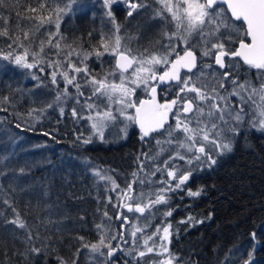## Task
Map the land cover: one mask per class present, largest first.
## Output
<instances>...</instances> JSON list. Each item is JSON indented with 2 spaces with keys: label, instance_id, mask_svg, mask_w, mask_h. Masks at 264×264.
Returning a JSON list of instances; mask_svg holds the SVG:
<instances>
[{
  "label": "snow or ice",
  "instance_id": "obj_1",
  "mask_svg": "<svg viewBox=\"0 0 264 264\" xmlns=\"http://www.w3.org/2000/svg\"><path fill=\"white\" fill-rule=\"evenodd\" d=\"M34 3L37 6L29 5L25 10L32 15L17 13L18 17L30 22L31 27L27 29L20 28L18 22L17 31L12 32L6 26L8 18L0 16L5 25L0 27V38L5 39L8 49L0 48V60L29 70L45 65L52 69V85L63 80L64 88L56 89L55 100L48 107L59 105L65 98L75 99L71 116L77 121L86 120L91 129L87 138H83V133L77 136L83 144L91 143L93 136L103 140L105 129L120 121L136 125L141 141L155 140L154 151L137 155L134 163L138 167L124 188L112 176L98 169L92 170L94 176L106 182V191L116 193L117 203L113 207L133 213L135 221L124 212H118L115 218L122 221L123 232L113 235L110 225L101 222L95 225L98 241L89 244L83 237H78L81 247L104 257L103 264H107V259L118 249L131 256L136 264L148 254L161 257L152 264H173L176 257L168 247L172 224L167 218L175 209L171 207L169 194L182 191L195 171L211 168L217 163L218 156L231 152L235 137L246 123L249 128L264 132V82L257 87L251 81L241 82L234 78L230 71H218L239 69L238 61H242L243 65L259 70L264 76V0H124L129 9L127 16L131 17L139 9H151L152 19L161 22L160 38L143 50L132 49L119 35L122 26L113 15L112 5L120 0H103L104 14L115 31H101L98 44L91 45V50L75 40L68 43L60 31L63 17L72 10L76 0H34ZM220 4L227 5L230 17L225 15L224 9L218 8ZM3 5L4 0H0V7ZM234 21L242 22L243 27ZM42 29L46 39H40L37 50L33 48V42ZM92 35L89 33V37ZM237 42L238 47H233ZM179 45L184 46L182 55L177 52ZM17 49L21 51L17 52ZM105 54L115 58L114 67L93 73L87 61L95 55L103 64ZM204 58L214 63H203ZM198 67L199 74L193 73ZM206 69L209 71L205 72ZM182 70L193 74H184ZM40 71L43 72L44 67H40ZM32 78L39 79L35 74ZM229 80L231 90L226 88ZM158 85H167V92L175 91V96L164 103L158 102ZM70 87L75 89L74 97ZM139 88L148 92L150 98L137 104L132 97ZM85 89L89 90L87 95ZM81 97H84L83 101ZM230 97L238 98L235 107ZM2 102L9 103V97L4 96ZM245 105H248L247 110ZM128 109H134L135 113H129ZM0 111L6 109L0 108ZM43 111L32 109L27 115L38 119ZM59 111L61 116L65 115L64 107L61 106ZM170 115L174 124L169 123ZM127 127L125 124L120 131L126 133ZM166 154L167 158L162 159ZM157 174L159 179H153ZM107 184L111 187L108 188ZM136 185L141 186L140 191ZM144 187L148 188L147 193L143 191ZM200 194V189L187 191L189 197ZM108 202L112 203L111 197ZM157 215L161 217L160 223L153 225ZM104 217L112 219L107 211ZM10 223L19 228L26 227L19 214ZM180 223L200 221L189 216ZM153 227L154 231L149 234L148 230ZM28 238L31 239V235ZM129 238L131 246L126 250L119 243L112 246L113 240L119 239L127 244ZM141 239L142 247L138 244ZM31 251L38 254L41 249L32 248ZM79 251L80 248L77 254ZM57 260L59 264H68L62 257ZM71 264H76V260Z\"/></svg>",
  "mask_w": 264,
  "mask_h": 264
},
{
  "label": "rangeland",
  "instance_id": "obj_2",
  "mask_svg": "<svg viewBox=\"0 0 264 264\" xmlns=\"http://www.w3.org/2000/svg\"><path fill=\"white\" fill-rule=\"evenodd\" d=\"M118 4L124 6L128 12L124 0H120ZM29 5L37 6L34 0H4V5L0 7V16L8 18L6 26L12 32L17 31L18 22L22 29L31 27L28 20L17 16L18 12L32 15L25 12ZM218 8L224 9L222 5H218ZM148 13L152 18V10L149 9ZM225 15L230 17L226 10ZM104 21L107 24L109 22L108 27L103 23L104 28H98L99 23L93 14L75 4L63 17L60 31L67 37L68 43L75 40L77 43H82L85 49L91 50V45L98 44L101 31L105 33L115 31L107 16ZM156 21L160 30L161 22ZM233 23L243 27L240 22ZM3 26H5L3 21H0V27ZM89 33H93L92 37H89ZM119 35L123 38V42L128 43L132 48L131 43L129 44L131 40L127 39L132 36H128L124 31ZM41 38L46 39L43 29L33 42L34 49L38 50ZM164 43L167 41L165 40ZM0 48L8 50L4 38H0ZM144 48L148 47L138 49ZM46 51L54 52L55 49H46ZM197 54L199 55L198 52ZM72 59L75 61L76 57ZM102 60L103 64L95 55L91 56L87 61L89 69L93 73H102L114 67V57L105 54ZM212 61L204 58L203 63H212ZM193 73L199 74V67ZM38 78H31L28 82L25 80L23 83L16 68L0 62V108L6 109L0 111V196L10 205L6 209L5 202L0 200V241L4 239L9 242L8 248L0 251V260L4 258L6 262L4 264H59L57 257H62L68 264L73 260H76V264H103L105 258L91 253L87 248H82V242L78 237H83L86 243H95L99 239L96 224L103 222L110 225L112 234L115 235L124 231L120 227L122 221L115 218L118 212H124L133 221L135 216L133 213H127L126 209L113 207V204L117 203L116 193L106 191V182L94 176L92 170L98 169L112 176L121 188L126 187L127 182L132 179L131 173L138 167L134 161L141 153L140 145L131 134L132 124L127 121H120L106 128L103 140L93 136L91 143L83 144L77 140V136L83 133V138H87L91 134V129L86 120L77 121L71 116L75 99L65 98L59 105L48 107L55 100L56 89L64 88L63 80H59L62 82L60 86L52 85L50 76L46 78L38 76ZM226 86L230 85L226 84ZM69 91L74 97L75 89L70 87ZM84 91L85 95L89 92L88 89ZM142 92H144L143 88L136 90L132 97L133 102L136 103V97ZM4 96L9 97V103L2 102ZM80 99L83 101L84 97ZM230 99L232 101L234 97ZM61 106L65 109L64 116L60 115ZM32 109L44 111L38 119H35L27 115ZM128 111L132 112L131 109ZM125 124L128 125L126 133L120 131ZM110 144L119 145L121 158L118 164L125 168L124 171L118 169L114 174H110L106 166H103L113 163L107 152H104V147ZM8 183L15 184V188L7 187ZM107 187L110 188L111 185L107 184ZM135 187L137 191L141 190L140 185ZM31 188L36 194L25 191ZM109 197L112 203L108 202ZM100 202L105 204L104 210L101 211L97 209ZM105 211L112 217L111 220L104 217ZM17 214L25 223V228L10 223L16 219ZM29 235L31 239L28 238ZM117 243L126 250L131 246V239L129 238L127 244L119 239L113 240L112 246L115 247ZM142 244L141 239L139 245L142 247ZM32 248H39L41 251L38 254L33 253ZM78 248L80 251L77 254ZM102 251L106 253L107 249ZM120 252L125 254L118 249L113 257L107 259V264H122L117 258ZM250 253L249 247L231 250L227 253L224 264H232L237 259L241 262L248 261ZM160 258L148 254L142 259L141 264H152L154 260L158 261ZM131 259L130 264H133L134 261Z\"/></svg>",
  "mask_w": 264,
  "mask_h": 264
},
{
  "label": "trees",
  "instance_id": "obj_3",
  "mask_svg": "<svg viewBox=\"0 0 264 264\" xmlns=\"http://www.w3.org/2000/svg\"><path fill=\"white\" fill-rule=\"evenodd\" d=\"M102 3L103 0H76L75 4L93 14L99 23L98 28H104L108 27L109 22L107 24L104 21L106 15ZM121 7V4H113V15L122 26L120 34L124 31L128 36H132L129 44L131 43L133 49L150 47L160 38L159 25L156 20L150 18L149 9H141L129 17ZM19 51L21 49H17V52ZM236 60L238 61V58ZM0 62L16 68L23 83L30 81L33 74L46 78L51 73V69L45 65H38L29 70L8 61ZM238 62L239 69H226L234 78L241 82L251 81L257 87L264 82V76L259 70L248 68L242 61ZM40 67H44L43 72L40 71ZM61 83L58 85L62 86ZM227 84L230 86L226 88L231 90V81L229 80ZM256 99L259 102V98ZM232 101L235 107L238 98L234 97ZM245 108L247 110L248 105H245ZM171 123L174 124V121ZM146 143L144 152L155 150L154 139ZM117 150L107 153L116 162L121 158L120 151ZM164 158H167V154L162 157ZM153 179H159V174ZM8 186L14 187L15 184L8 183ZM189 189L193 191L200 189L201 194L198 197H189L187 196ZM143 190L147 192L148 188L144 187ZM25 191L36 194L32 188ZM21 195L23 197V194ZM169 195L172 197L171 207L175 209L173 215L167 218L172 224V236L168 247L176 257L174 264H222V262L224 264L229 251L248 247L251 251L249 264H264V132L251 129L246 123L241 133L235 137L231 152L218 156L217 163L211 168L203 167L195 171L182 191ZM0 200L6 201L1 196ZM104 205L103 202L98 203L97 209L101 211ZM9 206V203H5L6 209ZM189 216L200 223H180ZM160 220L161 217L157 215L152 221L153 225L159 224ZM152 231L154 227L148 230L149 234ZM8 243L7 240H1L0 251L8 248ZM130 258L132 257L123 252L118 255V260L122 264L126 261L130 264ZM0 262L6 263L4 258ZM232 264H245V261L237 259Z\"/></svg>",
  "mask_w": 264,
  "mask_h": 264
},
{
  "label": "flooded vegetation",
  "instance_id": "obj_4",
  "mask_svg": "<svg viewBox=\"0 0 264 264\" xmlns=\"http://www.w3.org/2000/svg\"><path fill=\"white\" fill-rule=\"evenodd\" d=\"M121 9H122V11L123 12H127L126 10V8L125 7H121ZM242 24V23H241ZM242 26H243V24H242ZM237 44H238V42L236 43V45H235V47L237 46ZM183 48L184 47H182V46H178L177 47V52H181L182 50H183ZM198 55V54H197ZM174 57V56H173ZM173 57H171V58H173ZM212 63H214L213 61H212ZM215 66V65H214ZM217 69H218V66H215ZM161 69H158V71H160ZM196 70V69H195ZM195 70H193V71H195ZM220 72L221 71H225L226 69H218ZM184 74H189V73H185V72H183ZM167 88H168V86L167 85H165V86H162V87H160V89L158 90V99H159V102H163V101H166L167 99H170V98H172V97H174L175 96V91H172V92H167ZM146 96H148V92H146V91H144V92H142V94L140 95V96H138V97H136V103H138L139 101H140V99L141 98H144V97H146ZM131 113L132 114H134L135 112L133 111V109H131ZM174 120H172L171 119V115H170V121H169V123H171V122H173ZM132 132L133 133H131V134H133V137H134V139L136 140V142L138 143V145H140V148H141V152H144L145 151V148H146V141H141V139H140V132H139V128L136 126V125H134V124H132ZM97 148L99 149V147L97 146ZM121 148H122V146L120 147V150H121ZM114 149H118L119 150V145L118 146H113V145H109V146H106V147H104V152L106 151L107 153L108 152H113V150ZM112 159V158H111ZM112 161H113V163H110V164H104L103 166H106V169H108V172H110V174H114V172H115V170L117 171L118 169H119V171H121V170H125V168H123V167H121V165H119L118 164V162H116V160L115 159H112ZM118 258V257H117ZM161 259V258H160ZM159 259V260H160Z\"/></svg>",
  "mask_w": 264,
  "mask_h": 264
},
{
  "label": "water",
  "instance_id": "obj_5",
  "mask_svg": "<svg viewBox=\"0 0 264 264\" xmlns=\"http://www.w3.org/2000/svg\"><path fill=\"white\" fill-rule=\"evenodd\" d=\"M220 5H222L223 7H224V9L227 11V5L226 4H220ZM228 13V15L229 16H231V14H230V12H227ZM240 23H242V22H240ZM236 47H238V44H237V46ZM181 55L183 54V50L181 51V52H179ZM175 58V56L172 58V59H174ZM193 70H195V69H193ZM161 71V70H160ZM183 72H187V70H182V73ZM162 86H165V85H158L157 86V101L159 102V99H158V90L160 89V87H162ZM150 97H149V94H148V96H146V97H144V98H141L140 100H144V99H149ZM165 101H163V102H160V103H164ZM139 103V102H138ZM137 103V104H138ZM133 111L135 112V110L133 109ZM169 121H170V119H169Z\"/></svg>",
  "mask_w": 264,
  "mask_h": 264
}]
</instances>
